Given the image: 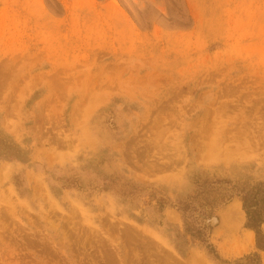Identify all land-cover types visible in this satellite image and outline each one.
Masks as SVG:
<instances>
[{
    "label": "rangeland",
    "instance_id": "obj_1",
    "mask_svg": "<svg viewBox=\"0 0 264 264\" xmlns=\"http://www.w3.org/2000/svg\"><path fill=\"white\" fill-rule=\"evenodd\" d=\"M250 193L264 0H0V264H264Z\"/></svg>",
    "mask_w": 264,
    "mask_h": 264
},
{
    "label": "trees",
    "instance_id": "obj_2",
    "mask_svg": "<svg viewBox=\"0 0 264 264\" xmlns=\"http://www.w3.org/2000/svg\"><path fill=\"white\" fill-rule=\"evenodd\" d=\"M243 206L247 217L246 227L254 230L257 248L264 251V232L262 230L264 224V195H259L257 198L253 197L251 193L244 195ZM201 235L199 237L203 240Z\"/></svg>",
    "mask_w": 264,
    "mask_h": 264
},
{
    "label": "bare ground",
    "instance_id": "obj_3",
    "mask_svg": "<svg viewBox=\"0 0 264 264\" xmlns=\"http://www.w3.org/2000/svg\"><path fill=\"white\" fill-rule=\"evenodd\" d=\"M227 217H230L231 221L233 220H237L241 221L244 220V211L241 208V205H239L238 203L231 205L228 209H227ZM248 237H250L252 239V241L254 240V232L253 231H249L248 232ZM247 237V236H246ZM248 238V240L250 239ZM250 239V240H251ZM253 243V242H252Z\"/></svg>",
    "mask_w": 264,
    "mask_h": 264
}]
</instances>
